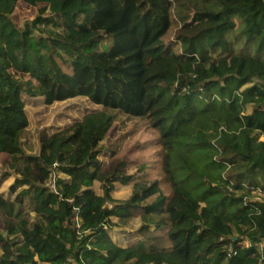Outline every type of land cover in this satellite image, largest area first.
<instances>
[{
  "label": "trees",
  "instance_id": "trees-1",
  "mask_svg": "<svg viewBox=\"0 0 264 264\" xmlns=\"http://www.w3.org/2000/svg\"><path fill=\"white\" fill-rule=\"evenodd\" d=\"M108 109L148 121L115 153ZM253 191L264 0H0V264H264Z\"/></svg>",
  "mask_w": 264,
  "mask_h": 264
},
{
  "label": "rangeland",
  "instance_id": "rangeland-1",
  "mask_svg": "<svg viewBox=\"0 0 264 264\" xmlns=\"http://www.w3.org/2000/svg\"><path fill=\"white\" fill-rule=\"evenodd\" d=\"M24 97H29L28 94H25ZM14 103L18 104V100H14ZM31 112L32 124L31 127L24 130L21 135V144L22 148L25 152L30 153L32 155H39L41 152L40 149V132H39V116L37 117L30 107L24 106ZM111 113L114 114V121L112 128L106 135V140L104 143V152L105 153H115L119 150L120 145L124 140H134L137 138L139 134H141V130L148 124V121L144 117H138L129 115L127 113H121L120 111H113L108 109ZM68 117H76L79 116V112L76 114H72L71 110H67ZM48 115V113H47ZM65 117L63 120H68L69 118ZM70 125L67 127H63L56 136V146L61 147H69L76 148L78 145V137L81 129V122L78 120H68ZM149 135V131H145L142 133L141 138H145ZM101 160H105L102 156ZM137 172H141L144 170V167L141 165H136ZM128 169V168H127ZM129 170V169H128ZM253 198H261L264 196L262 192L253 191ZM8 228V225L4 224L0 220V232L3 235L2 241L0 243V251L5 252L8 251V241L5 238V231ZM97 244H101L100 246L107 248L113 245L105 242H96ZM247 242V241H246ZM245 242V243H246ZM73 261V260H72ZM67 263L70 264V259H67Z\"/></svg>",
  "mask_w": 264,
  "mask_h": 264
},
{
  "label": "built area",
  "instance_id": "built-area-1",
  "mask_svg": "<svg viewBox=\"0 0 264 264\" xmlns=\"http://www.w3.org/2000/svg\"><path fill=\"white\" fill-rule=\"evenodd\" d=\"M47 185L50 187V188H52V189H55V185H54V182H53V180H49L48 182H47ZM231 187L230 186H228V189H230ZM70 264H75V261L73 260H70Z\"/></svg>",
  "mask_w": 264,
  "mask_h": 264
}]
</instances>
